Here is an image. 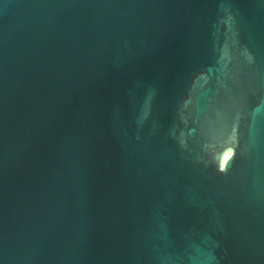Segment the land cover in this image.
I'll use <instances>...</instances> for the list:
<instances>
[{"label":"water","instance_id":"95a60500","mask_svg":"<svg viewBox=\"0 0 264 264\" xmlns=\"http://www.w3.org/2000/svg\"><path fill=\"white\" fill-rule=\"evenodd\" d=\"M0 264H264V0H0Z\"/></svg>","mask_w":264,"mask_h":264}]
</instances>
